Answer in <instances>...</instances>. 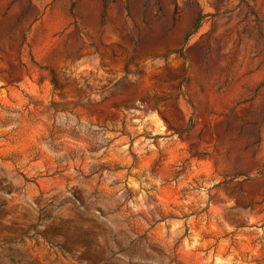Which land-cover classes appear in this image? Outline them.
Wrapping results in <instances>:
<instances>
[{"label":"rangeland","instance_id":"374dc122","mask_svg":"<svg viewBox=\"0 0 264 264\" xmlns=\"http://www.w3.org/2000/svg\"><path fill=\"white\" fill-rule=\"evenodd\" d=\"M0 264H264V0H0Z\"/></svg>","mask_w":264,"mask_h":264},{"label":"trees","instance_id":"16d2710c","mask_svg":"<svg viewBox=\"0 0 264 264\" xmlns=\"http://www.w3.org/2000/svg\"><path fill=\"white\" fill-rule=\"evenodd\" d=\"M51 85L55 88L58 89L60 87V83L58 81V79L56 78V76L52 75L51 79H50Z\"/></svg>","mask_w":264,"mask_h":264}]
</instances>
